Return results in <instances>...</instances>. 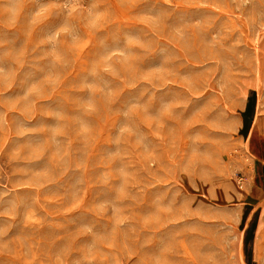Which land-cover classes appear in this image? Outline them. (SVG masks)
Returning a JSON list of instances; mask_svg holds the SVG:
<instances>
[{"label":"rangeland","instance_id":"374dc122","mask_svg":"<svg viewBox=\"0 0 264 264\" xmlns=\"http://www.w3.org/2000/svg\"><path fill=\"white\" fill-rule=\"evenodd\" d=\"M260 117L264 0H0V264H264Z\"/></svg>","mask_w":264,"mask_h":264},{"label":"crops","instance_id":"0c3cea01","mask_svg":"<svg viewBox=\"0 0 264 264\" xmlns=\"http://www.w3.org/2000/svg\"><path fill=\"white\" fill-rule=\"evenodd\" d=\"M264 168V167H263ZM264 170V169H263ZM264 174V173H263ZM263 176V175H262ZM264 177V176H263ZM258 183H259V185H261V186H263V189L262 188H260V187H258V186H255V193L256 194H259L258 196H260V195H263L264 194V178H263V181H262V183H260L259 182V180L257 181Z\"/></svg>","mask_w":264,"mask_h":264},{"label":"bare ground","instance_id":"6f19581e","mask_svg":"<svg viewBox=\"0 0 264 264\" xmlns=\"http://www.w3.org/2000/svg\"><path fill=\"white\" fill-rule=\"evenodd\" d=\"M264 124V117H260V118H258L257 119V123H256V125L257 126H261V125H263Z\"/></svg>","mask_w":264,"mask_h":264}]
</instances>
